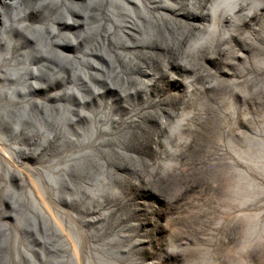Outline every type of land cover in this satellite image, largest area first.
Returning <instances> with one entry per match:
<instances>
[{
    "label": "rangeland",
    "instance_id": "rangeland-1",
    "mask_svg": "<svg viewBox=\"0 0 264 264\" xmlns=\"http://www.w3.org/2000/svg\"><path fill=\"white\" fill-rule=\"evenodd\" d=\"M55 1L0 2V264H264V0Z\"/></svg>",
    "mask_w": 264,
    "mask_h": 264
},
{
    "label": "bare ground",
    "instance_id": "bare-ground-1",
    "mask_svg": "<svg viewBox=\"0 0 264 264\" xmlns=\"http://www.w3.org/2000/svg\"><path fill=\"white\" fill-rule=\"evenodd\" d=\"M224 0H217V3L216 4H219L220 2H223ZM1 2V5L3 6H9L11 9H12V19L15 20L16 18V12L17 11H21L22 13H26L25 10L21 9V2L20 0H12L11 3H6L5 1H0ZM85 2V6L86 7H91V6H96L98 8V16L100 14L103 13L104 17H107V15H110L109 11H111L113 5L116 6L115 7V11L113 14H115L114 16H120L121 14H124L127 18V12L125 10L122 9V7H125V5H119L115 0H103V1H99V0H86L84 1ZM138 3V2H137ZM139 4V3H138ZM137 4V5H138ZM58 6L60 5V2L59 0H56L55 3H53V6ZM65 4H62V6H64ZM77 6H81L80 4H75V5H72V7H69V10H73V11H77ZM127 7V6H126ZM130 9V8H129ZM24 11V12H23ZM65 10H63V12L59 11L58 13H55L54 14V17H58V18H62L64 17L65 15ZM136 15H137V12L134 10L133 11ZM79 13V12H78ZM88 13V12H87ZM80 14V13H79ZM46 15V14H44ZM81 15V14H80ZM82 16V15H81ZM0 17H1V14H0ZM85 21H84V24L81 25V27L79 28V30H77L76 32L78 33L77 37L75 38V47L73 49H70V51H76L77 48H78V44L80 41H83V39H90V42H88V46L85 47V50L87 54L91 55V56H94V57H97L98 59H101V56L97 53H94V49H93V46L95 47L97 43H99V45H101V35L102 33L104 32V30H106L107 28V25L106 27L103 28V22H101V27L99 28L100 30L96 32V29H97V26L99 25V21H101L100 17L97 18V23L96 24H92V23H88L87 21V17L86 15H83L82 16ZM114 17V18H115ZM107 19V18H106ZM128 19V18H127ZM116 20V18H115ZM128 21V20H127ZM126 22V19L122 22H119V21H116V24L118 26H122L123 23ZM129 22V21H128ZM0 23H1V18H0ZM12 26H8V28H11ZM140 31V30H139ZM116 32V31H115ZM140 32H143V26H142V31ZM148 32V31H147ZM51 33L55 34L56 33V30L54 28L51 29ZM29 34L34 37V36H37L38 34L36 33H33V32H29ZM114 35H117V33H114L111 37H113ZM119 36V35H117ZM49 37L51 38L52 36L50 35L49 33ZM121 37V36H119ZM35 39V38H34ZM59 39V37L57 38ZM90 43V44H89ZM91 45V46H90ZM102 46V45H101ZM66 50H69V49H66ZM44 52H45V48H44ZM43 52V53H44ZM47 54L53 56V58H56L58 60H63V58H65V56L61 57V56H57L54 52L50 51V50H47L42 56H43V59L47 58ZM40 57V55L38 56ZM119 69V68H118ZM37 71V69H35ZM34 72V71H32ZM38 73V72H37ZM82 74V72L80 73ZM79 77H81L82 79V76L80 75ZM88 77V76H87ZM112 78L113 77H116L115 75L111 76ZM77 79V76L76 75H73L71 77V80L73 82L76 83V80ZM87 79V78H86ZM117 79V77H116ZM83 80V79H82ZM56 80L55 79H50L48 80L45 84L47 83H53L54 85L56 84L55 82ZM105 82V79L103 80ZM117 81H119V79H117ZM106 83V82H105ZM108 84V83H106ZM110 85V84H109ZM73 92H75V90H73ZM94 92V91H93ZM94 94V93H93ZM67 95H70V93L68 92ZM79 103H81V100L79 99L78 100ZM38 104L36 103V106H34V109L40 111V109L43 107L42 105L39 107L37 106ZM26 114H27V109L22 107V113L21 115H16L15 117H13L12 121H14L16 124H15V127L12 128V130L10 131V135H17L19 133L20 130H22L21 128V124L22 122L25 120V117H26ZM48 122H50L49 120H47ZM76 119H71L70 120V123H75ZM91 124H93V120L91 119ZM31 123V122H30ZM35 123L36 124V121H33L32 124ZM10 130V129H9ZM94 131V127L93 125H91V129H90V132L92 133Z\"/></svg>",
    "mask_w": 264,
    "mask_h": 264
},
{
    "label": "water",
    "instance_id": "water-1",
    "mask_svg": "<svg viewBox=\"0 0 264 264\" xmlns=\"http://www.w3.org/2000/svg\"><path fill=\"white\" fill-rule=\"evenodd\" d=\"M161 41H165V40H159L157 43H160L161 45H165V43H167L166 41H165V43L164 44H162L161 43ZM73 68V66H70V68ZM118 84V83H117ZM91 87H92V89H101V86L100 85H98L95 81H92L91 80V85H90ZM118 87H120V85L118 84ZM133 87H135L134 85L132 86V88ZM122 89V87H120L119 88V90H121ZM65 92V89H63V88H61L60 90H57L56 91V94L57 95H59V96H61L60 97V99H59V101H58V103L57 104H60V105H62V106H64V108H67V107H69V105H70V107L72 108V109H74V110H78L77 109V104H75L76 102H77V98L76 97H73L72 99H70V101H69V103L67 102V101H65L64 100V97H63V93ZM54 94H55V92H53ZM82 96H81V98H82V100L83 101H85L87 104H89V105H92L94 108H96L97 107V105H98V103H105L106 101H107V99H105V100H101V99H96L93 95H92V90H85V91H83L82 92V94H81ZM73 104V105H72ZM74 112L73 113V117H74V115L75 114H77V112ZM94 111H86L85 113H87L88 115H93L94 113H93ZM30 129V128H29ZM85 129H87V130H84V131H88V128H85ZM68 136H71V138L72 139H79L80 137L79 136H77L76 135V133H75V131L74 130H72L71 128H69L68 130H66L61 136H59L58 138H56L55 140H53V141H47L46 140V138H41V139H38L37 141H34V142H30V141H28L26 138H23V137H19V138H17V139H26L28 142H29V145H34L35 143L38 145V151H41V150H47V146L48 145H50V144H53V143H57L58 144V146L60 147V148H69L70 149V145H68V143L66 142V137H68ZM17 139H15V140H17ZM9 141H14V140H9ZM40 146H43V147H40ZM64 146V147H63ZM70 151H73V150H70ZM51 173H45L44 175H43V177H44V180L45 179H48L49 177L51 178ZM55 184L57 185V188L60 190L59 192H60V194H61V191H62V189H65V188H67V187H70L71 186V184H73L72 182L70 183V185H68V186H64V185H62V183L60 182V180H57V181H55ZM59 198H60V196H59ZM5 200L4 201H8L9 202V204L11 203V201H10V199H9V197L7 196L6 198H4ZM22 222H26V223H30V224H32L31 222H29V221H22ZM33 226V225H32ZM42 231H43V233H44V235L46 236V234H45V232H44V230L42 229ZM47 237V236H46ZM49 238V237H48ZM49 240L52 242L53 241V239H51V238H49ZM0 245H2V251H3V249H4V244H3V242H2V240H1V243H0ZM2 254V253H1ZM52 264H58V262H53Z\"/></svg>",
    "mask_w": 264,
    "mask_h": 264
}]
</instances>
